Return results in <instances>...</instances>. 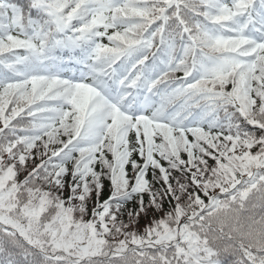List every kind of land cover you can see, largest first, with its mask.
Returning a JSON list of instances; mask_svg holds the SVG:
<instances>
[{"label": "snow or ice", "instance_id": "obj_1", "mask_svg": "<svg viewBox=\"0 0 264 264\" xmlns=\"http://www.w3.org/2000/svg\"><path fill=\"white\" fill-rule=\"evenodd\" d=\"M0 264H264V0H0Z\"/></svg>", "mask_w": 264, "mask_h": 264}]
</instances>
